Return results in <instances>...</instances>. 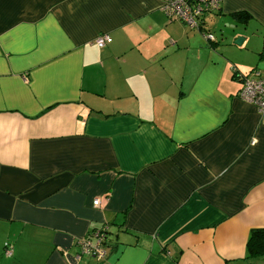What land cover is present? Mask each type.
Returning a JSON list of instances; mask_svg holds the SVG:
<instances>
[{
	"label": "crops",
	"instance_id": "1",
	"mask_svg": "<svg viewBox=\"0 0 264 264\" xmlns=\"http://www.w3.org/2000/svg\"><path fill=\"white\" fill-rule=\"evenodd\" d=\"M161 7L0 0V264H264L245 260L264 114L239 96L264 77V0H223L200 31ZM216 21L235 41L204 39ZM103 226L106 258L78 259Z\"/></svg>",
	"mask_w": 264,
	"mask_h": 264
},
{
	"label": "built area",
	"instance_id": "2",
	"mask_svg": "<svg viewBox=\"0 0 264 264\" xmlns=\"http://www.w3.org/2000/svg\"><path fill=\"white\" fill-rule=\"evenodd\" d=\"M161 2V10L170 21H180L188 28L200 31L203 29L205 17L218 13L223 0H161ZM203 37L207 41H214V36L211 33L204 32ZM109 43H111V38L108 35L100 36L95 40V45L98 48H104ZM239 96L264 114V77L260 72L253 71L242 79ZM98 204V200L94 202V205ZM107 232L108 227L103 226L90 237L79 241L78 259L90 257L97 261H103L107 255L104 249ZM5 254L8 257L12 256L11 246L5 245Z\"/></svg>",
	"mask_w": 264,
	"mask_h": 264
},
{
	"label": "trees",
	"instance_id": "3",
	"mask_svg": "<svg viewBox=\"0 0 264 264\" xmlns=\"http://www.w3.org/2000/svg\"><path fill=\"white\" fill-rule=\"evenodd\" d=\"M232 17L236 22L244 25L251 18L250 15L245 12L235 13L232 15ZM246 251H247V255L245 260L250 262L261 256H264V229L251 230L247 242Z\"/></svg>",
	"mask_w": 264,
	"mask_h": 264
},
{
	"label": "rangeland",
	"instance_id": "4",
	"mask_svg": "<svg viewBox=\"0 0 264 264\" xmlns=\"http://www.w3.org/2000/svg\"><path fill=\"white\" fill-rule=\"evenodd\" d=\"M212 34L218 41H235L233 39L228 38L229 32L232 31L231 26L227 25L226 23H219V22H214L212 27H211Z\"/></svg>",
	"mask_w": 264,
	"mask_h": 264
},
{
	"label": "water",
	"instance_id": "5",
	"mask_svg": "<svg viewBox=\"0 0 264 264\" xmlns=\"http://www.w3.org/2000/svg\"><path fill=\"white\" fill-rule=\"evenodd\" d=\"M242 41H243V39H238L235 43H236V45H241L242 44Z\"/></svg>",
	"mask_w": 264,
	"mask_h": 264
}]
</instances>
